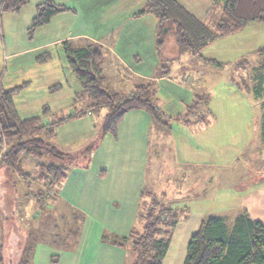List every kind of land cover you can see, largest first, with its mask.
Returning a JSON list of instances; mask_svg holds the SVG:
<instances>
[{"label": "crops", "instance_id": "0c3cea01", "mask_svg": "<svg viewBox=\"0 0 264 264\" xmlns=\"http://www.w3.org/2000/svg\"><path fill=\"white\" fill-rule=\"evenodd\" d=\"M46 1H51L65 9L52 16L47 24L39 26L32 33H29V27L36 14L37 5ZM145 1L28 0L19 11H5L0 14V88L8 90L17 87V90L13 93V102L21 118L39 116L44 127H48L52 121L58 118L65 119L64 122L55 127L53 137H51V134L44 132L39 136L45 142L53 144L58 151L67 155L79 156L74 164L69 166L67 176L57 190V200L56 203L52 204V210L55 211L59 207V215L69 217L68 223L71 220L72 212L78 213L80 224L77 225L81 228L78 234L79 239L74 241L75 245L72 248H64L63 246L59 248L53 245L51 243V202L48 205L46 204L48 206L47 211L40 210L38 203V195L43 191V185L34 180L36 179L34 176L28 175L33 180L26 179L23 181L17 173H12L5 167V171H9L12 178L15 179L18 188L17 195L13 196L11 202L0 203V246H3L6 255L15 256L21 251L17 247L15 249L11 248L14 242L10 237V232L6 229L7 227L3 225V221L7 219L8 206H11L9 211L16 220V233L18 234V230L22 232L23 248L30 246L32 249L31 264H52L51 257L53 255L58 256V260L54 264H83L84 260L93 264V259L99 253L103 252L105 254L114 249L124 248L123 246L103 242L101 237L103 234L122 236L129 233L124 228L129 226L134 218L138 202L142 200L141 195L144 189H148L146 188L148 182L157 180V178L162 182L165 180L163 182L165 188L162 191V193H165L169 178L163 175V170L160 167H155L151 172L149 166L152 158L157 159L161 156V149L159 150L161 145L154 150L152 149L149 133L154 121L145 110L136 109L126 112L117 125L115 135L106 134L92 150L87 160L81 156L94 142L106 109L103 108L98 113H92L88 111L89 100L86 95L87 101L85 99L79 101L78 94L84 93L69 64L63 46L64 42H69L72 47H81L89 42L97 44L101 47L104 58L102 74L105 77V85L111 91L129 95L133 93L136 84L154 83L157 89L156 105L158 109L164 116L173 119V117L181 114V107L179 108L178 105L172 100H167L166 97L165 104H162L163 106L166 105V111H163L162 105L159 104L164 103L160 97L166 96L162 83L171 80L167 70H163L166 68L165 62L170 58L166 57L164 41L161 48L156 46L158 22L155 15L151 13L137 15V12L143 8ZM175 1L206 24L214 0ZM2 4L3 0H0V7ZM82 4L89 6L86 9L81 8V10ZM93 9L96 13L89 15L90 10ZM79 11L86 12V15L89 16L84 18L82 23L75 26L71 20L78 18ZM250 24L242 31L247 30ZM91 25L95 28L94 34H90L86 30V27ZM28 34H32L33 37L29 38ZM36 36L38 39H34ZM212 44L204 48L201 55L185 53L179 56L177 52V57L186 56L185 59L187 58L188 62L199 59L208 63L210 59H216L204 55L205 50ZM253 44L254 42H251L250 47H253ZM56 47H61L70 72L79 85L78 89L74 91L73 106L69 107L64 113L62 111L61 114L51 115L50 108L47 105L43 107L40 115L21 114L14 96L19 92H24L26 87L31 85L32 80L23 78L20 84L15 85H12V82H8L10 81L8 80L5 84V78L7 79L6 76L9 74L7 61H15L23 55H28L27 59L43 64L52 59ZM259 50L255 48L251 51V55ZM32 53L34 55L31 58ZM244 58L240 57L234 63ZM64 66L66 68V65ZM112 69L117 71L112 72ZM120 69L124 73L118 76L117 72ZM181 69L183 68H180V71ZM109 71L112 75L109 74ZM59 72L61 70L57 71V73ZM181 79L186 82L190 77L182 73ZM13 82L15 81L13 80ZM64 88V83L57 80V83L50 87L49 91L55 92ZM235 88L240 91V94L249 97L253 108L258 106V99L251 92L241 90L236 85ZM204 94L208 93L193 95L189 103L193 101L196 95ZM45 108L48 109L46 113L43 112ZM257 110L260 112V107ZM77 113H80V115L76 116ZM100 117H102L101 120ZM209 125H203V127L198 125L197 130L207 128ZM261 150L264 154L263 144ZM20 158L22 162L26 159L24 164L29 163L22 166L26 169L30 167V162L33 160L37 170L40 164L51 162V158L48 156L38 160L26 157L24 153H21ZM36 160L39 162H36ZM240 200L237 215L240 211L246 210L251 218L260 220L264 224V184L261 183L256 188L246 192ZM121 212L125 214L120 218L119 214ZM20 217H22V221ZM31 218L33 221H30ZM23 221L26 222L23 224ZM178 225L179 223L176 224L171 239L175 236ZM26 234L27 236H25ZM89 235H92L93 238L89 239ZM19 244L20 239L18 246ZM5 245L9 248H4ZM10 261H8V264Z\"/></svg>", "mask_w": 264, "mask_h": 264}, {"label": "rangeland", "instance_id": "374dc122", "mask_svg": "<svg viewBox=\"0 0 264 264\" xmlns=\"http://www.w3.org/2000/svg\"><path fill=\"white\" fill-rule=\"evenodd\" d=\"M74 1L78 2V0ZM219 4L212 8L206 20L207 26L212 30L220 18ZM88 6L82 4L80 9H86ZM93 13H96L95 9L90 10L89 15ZM88 16L86 12L79 11L78 18H73L71 22L77 26ZM247 28L241 33L215 40L205 50V56L215 57L222 62L220 66L199 59L188 62L187 58L185 59L186 56L178 58L173 30H165L164 47L166 57L170 59L165 62L166 68L163 70H167L171 80L162 83L166 96H161L160 99L163 102H166V98L169 101L172 100L179 108L181 107V114L186 112L187 105L191 101L190 98L195 94L208 93L210 100L208 108L201 106L199 111L189 115L191 121L201 122L203 119L200 124L194 123L187 126L164 116L162 119L169 122L170 129L168 130L166 126L153 122L149 133L152 149L154 150L161 145L159 148V150L161 149V156L157 159L152 158L149 162L151 172L155 167H160L163 170V175L169 180L166 184L165 193H162L165 188L163 183L165 180L162 182L158 178L148 182L146 188L154 191L157 199L168 206L177 209L186 208L177 222L179 225L175 236L173 239L170 236L169 251L163 259L164 264H182L191 235L198 230L202 220L206 217L219 214L225 219L227 226L231 228L240 206L241 196L261 183L264 184V154L261 150L262 140L259 126L262 110L260 112L257 110L258 107L261 109V100L254 99L258 106L253 108L249 97L240 94V91L235 88L234 82L230 80L231 77H245V74L250 71V68L246 69V64L250 62L257 65L261 59L259 53L251 55V51L255 48L259 50L260 47L261 49L264 47V23L253 22ZM86 30L90 34L95 33V28L92 25L87 26ZM28 36L29 38L33 37L32 34H28ZM34 39H38V37L36 36ZM251 42H254L253 47H250ZM54 49L52 59L43 64L27 59L28 55H23L15 61H7L9 74L6 76L7 79L5 78V84L8 80H10L8 82H12V85L20 84L23 78L32 80L31 85L26 87L24 92H19L14 96L21 114L40 115L46 105L50 108L51 115L61 114L62 111L64 113L73 106L72 98L79 85L70 72L61 47ZM33 55L32 53L31 58ZM240 57L249 59V62L242 63L235 69L234 62ZM180 68L183 69L180 71ZM58 70L61 72L57 73ZM116 71V69H112V72ZM122 73L124 71L120 69L117 75L121 76ZM182 73L189 75L190 79L183 82ZM109 74L112 75L110 71ZM57 80L60 83L62 81L65 88L50 92L49 88L55 85ZM78 97L79 101L84 99L87 101L85 94H78ZM165 102L159 104L162 105ZM165 108L166 105H162L163 111H166ZM207 112H210L209 116L206 115ZM206 119L210 120V125L207 128L197 130L198 125L203 127V122L205 123ZM26 139L28 138H24L23 141ZM5 150L6 145L4 143L0 149V159ZM25 161L26 159L23 160V165L29 164H24ZM36 162L39 161L36 160ZM30 163V167L27 169L23 167L20 172H17L18 177L25 181L26 179L33 180L28 175L34 176L36 177L34 180L40 182L38 180L41 173L40 169L35 168L34 160ZM40 183L43 185L42 182ZM17 189L15 179L12 178L9 171H5V165L0 162V203L11 202L13 196L17 195ZM42 192L44 194L40 200L38 199V203L40 206L42 205L39 208L44 209L45 204L48 205L51 202L49 199L51 198V186L47 182L43 185ZM143 199L146 205L151 208L153 204L151 198L144 197ZM138 203L134 218L130 225L124 228L129 232L141 226L139 216L142 208L141 200ZM7 208L10 210L11 206ZM9 210L6 212L7 219L3 221V225L7 227L6 229L10 232V237L14 242L11 248L17 247L21 251L18 255L9 256L6 255L5 250L3 251V246H0V255L3 257V264H8L9 260H11L9 264H20L25 262V258H29L32 249L30 246L29 250L23 248L22 232L18 230V234L16 233V220ZM58 211L59 207L52 211L56 219L55 222L59 226L54 229L51 220L52 232L63 228L67 232L68 229L74 232L73 225H77L75 216L71 214L70 219L72 221L70 220L71 222L68 223L69 217L60 216ZM123 214L125 213L121 212L119 217L121 218ZM20 219L22 221V217ZM31 219L30 221H33ZM25 222L23 221V224ZM168 222L170 221L167 220V224ZM77 226L79 227L77 235H73V232L67 234L68 240L73 246L75 245L74 241L79 239L78 234L81 228L79 225ZM52 238L53 235H51ZM91 238L93 236L89 235V239ZM19 239L20 244L18 246ZM5 247L9 248L7 245ZM93 260V264H131L134 260V254L131 248L127 246L123 249L111 250L105 254L101 252ZM83 264L91 263L84 260Z\"/></svg>", "mask_w": 264, "mask_h": 264}, {"label": "trees", "instance_id": "16d2710c", "mask_svg": "<svg viewBox=\"0 0 264 264\" xmlns=\"http://www.w3.org/2000/svg\"><path fill=\"white\" fill-rule=\"evenodd\" d=\"M27 1L3 0L0 14L5 11L17 12ZM218 4L221 14L213 30L175 0H146L137 15L151 13L157 18V48L163 45L165 30L172 29L179 56L185 53L201 55V51L215 40L237 34L252 22L264 23V0H214L212 6ZM64 9L51 1L38 4L29 33L47 24L52 16ZM63 46L81 89L89 100L88 111L98 113L101 109H106L94 142L81 155L84 159H88L92 150L106 134H116L118 123L128 111L145 110L155 123L170 129L169 122L162 119L164 114L156 105L157 89L154 83L136 84L133 93L129 95L111 91L105 85V77L102 74L104 58L100 46L92 42L81 47H72L69 42H64ZM256 53H259L261 58L257 65L251 64L247 58L234 63V68L237 69L242 63L249 62L246 64V69L250 68V71L245 74V77H231V80L239 89L251 92L256 99L261 100L262 112L259 126L264 148V47ZM209 61L218 66L222 64L216 59ZM16 90L17 87L8 90L0 88V149L4 143L6 145L0 162L12 173H17L22 170L23 166L21 153L38 160L45 156L50 157V163H42L38 166L41 171L38 180L43 185L47 182L51 186V198L49 199L52 205L56 203L57 190L67 176L69 166L74 164L79 156L60 152L53 144L40 138L39 135L42 132L51 134L53 137L55 127L65 119L58 118L48 127H44L39 116L21 118L13 102V93ZM209 100L210 95L208 94L196 95L187 105L186 112L171 120L187 126L194 123L200 124L203 119L201 122L191 121L189 115L195 114L201 106L207 107ZM47 111V108L43 110L44 113ZM78 115L80 113L76 116ZM206 115L209 116L210 112ZM183 118H185L184 122ZM209 124L208 119L205 123L203 122V125ZM26 137L28 139L23 141ZM43 194L41 192L38 195L39 200ZM141 196L142 208L139 213L141 226L131 230L127 235L103 234L101 240L121 247L129 246L134 254L131 264H163L172 231L186 208L177 209L168 206L160 199L159 201L152 190L144 189ZM144 197L151 198L153 203L151 208L146 205ZM41 206L39 204V207ZM52 209L53 207L51 208V220L55 229L59 226L55 222ZM40 210L47 211L46 204L44 209L40 208ZM72 214L75 215L76 223L80 224L78 213L72 212ZM167 220L170 221L168 224ZM73 228L74 232L70 229L67 232L65 228H59L60 230L57 229L54 233L51 229V235H53L51 243L59 248L62 246L72 248L73 245L69 242L67 234L73 232V235H77L79 229L76 224ZM25 250H29V247L25 246ZM57 257L53 255L51 262H57ZM31 258L32 252L29 258H25V262L20 264H31ZM0 264H3L1 255ZM182 264H264V224L260 220L251 218L246 210L238 213L231 228L227 226L222 216L210 215L202 220L198 230L191 235Z\"/></svg>", "mask_w": 264, "mask_h": 264}]
</instances>
